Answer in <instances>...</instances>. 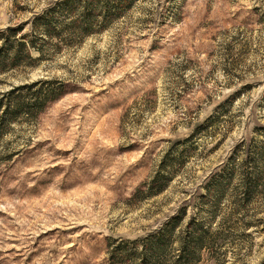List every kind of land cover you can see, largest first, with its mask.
Wrapping results in <instances>:
<instances>
[{
    "label": "rangeland",
    "instance_id": "rangeland-1",
    "mask_svg": "<svg viewBox=\"0 0 264 264\" xmlns=\"http://www.w3.org/2000/svg\"><path fill=\"white\" fill-rule=\"evenodd\" d=\"M65 1L0 0V31L36 37ZM51 41L38 66L0 72V99L64 88L0 129V264H175L190 236L205 243L190 264H264V0H132Z\"/></svg>",
    "mask_w": 264,
    "mask_h": 264
},
{
    "label": "trees",
    "instance_id": "trees-1",
    "mask_svg": "<svg viewBox=\"0 0 264 264\" xmlns=\"http://www.w3.org/2000/svg\"><path fill=\"white\" fill-rule=\"evenodd\" d=\"M73 1L68 0L58 6V12L56 11L58 17H54L52 11L36 19L32 24V30L36 37L23 33L26 25L0 31V42L2 43L0 47V72L8 71L10 68L38 66L39 61L45 58L49 52L52 39L65 46L77 44L84 37L106 28L114 17L121 15V12L130 5L132 0ZM79 6L82 7V13L78 11ZM64 18H70L71 21L66 22L62 20ZM51 47L55 50L60 48L59 45L53 43H51ZM34 53H37L38 56L34 57ZM46 84L54 85V83L49 82ZM63 92L62 83L47 88L44 87V83H34L13 89L0 99V129L6 128L8 130L12 124L19 122V118L38 119L49 103L57 100ZM253 178L256 182L258 181L256 185L262 181L260 173H257ZM159 180L164 181V176L159 175L154 182L157 184ZM164 188L165 186L161 185L156 190L161 192ZM179 222L180 219L174 220L173 224L164 231V236L158 239L156 246L150 251L151 254L147 257L146 263L148 260L161 259L167 250L166 238H169L174 226H177ZM204 244V239L201 237L190 236L182 247V257L175 264H190ZM112 255H114L113 262L131 260L126 250L120 247H116Z\"/></svg>",
    "mask_w": 264,
    "mask_h": 264
}]
</instances>
